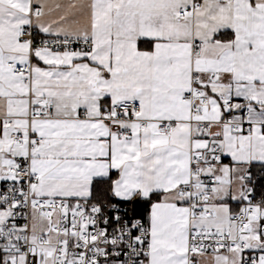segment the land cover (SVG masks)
<instances>
[{"label":"snow or ice","instance_id":"6c2138e0","mask_svg":"<svg viewBox=\"0 0 264 264\" xmlns=\"http://www.w3.org/2000/svg\"><path fill=\"white\" fill-rule=\"evenodd\" d=\"M0 264H264V0H0Z\"/></svg>","mask_w":264,"mask_h":264}]
</instances>
